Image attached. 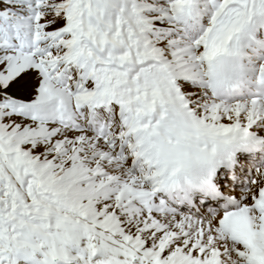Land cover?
I'll return each instance as SVG.
<instances>
[{
	"label": "snow or ice",
	"instance_id": "1",
	"mask_svg": "<svg viewBox=\"0 0 264 264\" xmlns=\"http://www.w3.org/2000/svg\"><path fill=\"white\" fill-rule=\"evenodd\" d=\"M0 264H264V0H0Z\"/></svg>",
	"mask_w": 264,
	"mask_h": 264
}]
</instances>
